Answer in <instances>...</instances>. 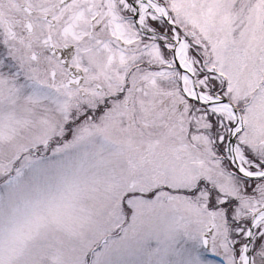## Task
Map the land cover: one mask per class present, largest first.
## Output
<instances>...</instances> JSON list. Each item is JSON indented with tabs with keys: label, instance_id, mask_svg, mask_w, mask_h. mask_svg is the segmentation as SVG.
Listing matches in <instances>:
<instances>
[{
	"label": "snow or ice",
	"instance_id": "snow-or-ice-1",
	"mask_svg": "<svg viewBox=\"0 0 264 264\" xmlns=\"http://www.w3.org/2000/svg\"><path fill=\"white\" fill-rule=\"evenodd\" d=\"M0 264H264V0H0Z\"/></svg>",
	"mask_w": 264,
	"mask_h": 264
}]
</instances>
